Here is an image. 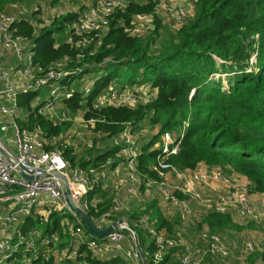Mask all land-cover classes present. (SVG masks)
Here are the masks:
<instances>
[{
    "label": "built area",
    "instance_id": "obj_1",
    "mask_svg": "<svg viewBox=\"0 0 264 264\" xmlns=\"http://www.w3.org/2000/svg\"><path fill=\"white\" fill-rule=\"evenodd\" d=\"M131 1L95 0L85 6L78 21L69 26L67 44L77 51L76 57L65 56L48 66L36 62L32 39L54 22L55 19L42 27L41 20L51 7L14 3L6 10H0V264H15L19 255L24 263H29L39 254L47 262L74 261L81 257V244L87 245L93 257L99 260L120 258L130 264H143L135 233L130 230L127 219L119 216L132 212L127 200L115 195L106 212L100 216L88 215L91 211L99 212L102 199H88V196L96 186L107 189L110 171L112 175H125L120 185L129 197L153 191L159 208L177 211L184 227L175 234H169L164 228L158 229L156 220L146 214L135 223L156 245L153 255L156 263H160L170 250L181 249L177 254L181 264H205L208 260L228 264L234 257L229 244L204 223L210 214L231 215L233 221L238 218L244 224L255 223L264 227V195L251 194L249 181L241 175L230 168L207 165L203 170L181 171L170 163V157L180 151L183 134L178 132H165L152 149L158 151L150 166L156 177L139 171L141 132L136 133L131 123H125L123 130L111 138L112 147L118 149L116 158L121 160L116 168H111L110 162L87 169L72 168L62 155L63 147H70L74 152L81 150L79 144L73 141L77 136V129L73 130L76 124L79 129L95 130L99 120H86V113L108 107H145L157 97V89L147 84L121 87L111 83L86 110L79 109L74 115L63 102L64 97L69 99L71 96H66L63 87L75 84L74 75L82 73L84 68L99 66L87 59L96 55L111 31L112 22L115 21L131 37H146L138 34L142 20L150 22L147 35L155 29L156 19H160L162 25L171 31H176L192 17L191 12L198 0L193 6L191 0H156L151 14L135 15L127 22L121 16L127 12ZM22 22L32 28V37L21 32L18 24ZM110 60L108 58L105 62ZM65 79H69L66 85ZM80 82L87 98L92 97L94 75L85 74ZM28 91L45 92L32 103L29 113L19 103V95ZM32 116L42 118L55 127L64 124H71V127L65 135L50 137L41 124L30 128ZM98 135L101 139L107 137L100 132ZM84 147L92 149L94 143L85 141ZM96 148L103 149L104 146ZM23 173L33 179H27ZM73 205L87 214L97 229L103 231L113 224H117V228L104 237L95 235ZM52 212L69 215L62 225L75 241L74 249L61 250L58 234L44 235L38 229H31L27 235L22 232L21 225L27 218L41 216L48 219ZM197 218L202 226L199 233L202 244L190 247L183 234ZM121 220L124 222L120 223ZM257 250L255 244L246 243L238 259L247 264L248 258ZM79 264L86 263L80 261Z\"/></svg>",
    "mask_w": 264,
    "mask_h": 264
},
{
    "label": "trees",
    "instance_id": "obj_2",
    "mask_svg": "<svg viewBox=\"0 0 264 264\" xmlns=\"http://www.w3.org/2000/svg\"><path fill=\"white\" fill-rule=\"evenodd\" d=\"M62 2L0 0V10H6L14 3L55 8ZM154 6L152 2L139 6L132 0L121 17L130 22L135 15L151 14ZM83 10L55 19L50 27L32 39L37 63L48 66L65 56L76 57L77 51L67 44V39L70 37L69 26L78 21ZM18 25L23 34L32 37V28L26 22ZM108 58L111 60L105 62ZM87 61L99 66L84 68L82 73L74 75V85L63 87L66 96L71 95L69 99L64 97L63 102L73 110V115L79 109L86 110L109 84H117L114 80L124 71L130 72L134 78L124 86L147 84L157 89L158 94L145 107H108L86 113V120H99L94 131L107 134L105 140L110 141V148L98 151L95 143L92 149L78 152L70 147L61 148L72 168L87 169L108 165L109 162L111 168H116L121 160L116 158L118 149L112 147L111 138L123 130L125 123H131L136 133L148 125L159 126L158 133L141 147L139 171L142 174L156 177L150 166L158 151L152 149L165 132H178L183 134L180 151L169 161L181 171L196 170L202 163L209 167L230 168L249 181L251 194H264V0H198L193 17L182 28L176 31L165 29L161 20L156 19L155 29L146 37L128 36L114 21L96 55ZM85 74L95 77L90 98L84 94L83 83L80 82ZM68 82L69 79H65L64 84ZM41 95L45 92L21 93L19 103L29 113L32 103ZM37 123L50 137L64 132L65 125L55 127L32 116L31 126ZM109 196V191L96 186L88 199L100 198L103 203L98 206L99 212L91 211L89 217L100 216L111 207L112 198ZM145 214L156 220L158 229L164 228L169 234L181 229L178 225L181 221L179 215L176 220L166 218L156 201L149 202L144 211L132 208L131 213L119 215L127 219L137 233L147 264H181L176 260L181 249L170 250L160 263L154 261L156 245L141 228L135 226ZM68 217V214L57 212H52L48 219L32 216L21 225V230L25 235L31 229H38L44 235L58 234L59 248L72 250L76 243L62 225ZM204 223L218 234L238 228L231 215L210 214ZM79 254L78 260L65 259L58 263L45 261L41 254L24 263L19 255L15 264H79L80 261L86 264H128L120 258L99 260L93 257L85 244L79 246ZM247 264H264V250L258 249L248 258Z\"/></svg>",
    "mask_w": 264,
    "mask_h": 264
},
{
    "label": "rangeland",
    "instance_id": "obj_3",
    "mask_svg": "<svg viewBox=\"0 0 264 264\" xmlns=\"http://www.w3.org/2000/svg\"><path fill=\"white\" fill-rule=\"evenodd\" d=\"M194 1L196 0H191V5L193 6L195 3ZM94 2V0H63V2L60 4V6L51 8L48 11H46V14L44 18L41 20L42 27H45L49 25L53 19H58L61 16H65L66 14H71L80 11L82 8H85V6L90 5ZM148 2H152L153 4H156V0H137V3L139 6L145 5ZM192 17L194 15V9L191 12ZM140 29H138V34L142 36H147V31L148 27L150 26V22L147 20H142L141 24H139ZM163 28H167V26L162 25ZM48 28V27H46ZM43 29V28H42ZM44 30V29H43ZM33 34V30H32ZM64 34V33H63ZM149 35V34H148ZM61 38H63V35L61 33ZM255 59L253 58V61ZM134 78H132V74L130 72H122L118 79L114 80L115 83L119 84L120 86H124L127 83L133 82ZM71 109V108H70ZM79 111V110H78ZM76 111V113L78 112ZM71 112L73 113V110L71 109ZM30 123L32 124V118ZM30 124V125H31ZM65 126L63 127V134L65 135L69 128L71 127V124H64ZM23 126V124H21ZM33 126V125H32ZM32 126L30 128H32ZM69 127V128H68ZM150 130L154 129L153 127L149 126ZM45 130V128H43ZM77 129V136L74 138V142L76 144H79V148L82 149L81 151H84L86 147H84V142L85 141H90L95 143L96 145H103V149H98V151H105V149L110 148V141L105 140L106 138H99L98 133L93 131V129H79V126L76 124L73 130ZM139 141L142 144V138L141 134L139 135ZM150 138V137H149ZM103 141L102 143H100ZM144 141V140H143ZM100 143V144H99ZM206 165V164H204ZM121 176V177H119ZM112 175V180H118L119 182L124 181L123 179L125 178L124 174L120 175ZM111 180L110 186L107 187L106 190L110 192V196L108 198H112L115 196V194L120 195V188L118 186H113V182ZM114 181V183H118ZM113 194V195H112ZM136 198V207H142L143 205L149 203L150 201H157L156 200V195L155 192L150 191L146 193L145 191L138 193ZM112 198V202H113ZM162 213L165 215L166 218L168 219H177V213L173 209H164ZM199 213V212H198ZM200 219L197 218V220H193L192 223L190 224V227L186 228L185 233L183 234V237H185L188 245L190 247H197L200 246L202 243L200 242L199 239V233L202 228L200 224ZM129 222V221H128ZM233 224L236 225L238 228H230L224 232H219V234L225 239V241L229 244L232 254H233V259L229 261L228 264H242L241 260L238 258L240 257V251L243 248V246L246 243H253L256 245V247L259 249V251L264 250V227L256 225L255 223H250V224H244V222L241 219L235 218L233 221ZM179 227H184L180 223H178ZM253 225V226H252ZM180 228H177V232H180ZM187 233V235H186ZM177 261H180L179 257H176ZM107 261V260H106ZM128 263V262H127ZM130 264V263H128ZM205 264H223L221 261H210L208 260Z\"/></svg>",
    "mask_w": 264,
    "mask_h": 264
},
{
    "label": "crops",
    "instance_id": "obj_4",
    "mask_svg": "<svg viewBox=\"0 0 264 264\" xmlns=\"http://www.w3.org/2000/svg\"><path fill=\"white\" fill-rule=\"evenodd\" d=\"M2 60H5V57H2ZM154 129H152V130H150V128L148 127V128H146V129H143L142 131H141V138L144 140H142V145L144 144V143H147L148 141H151L152 140V138L158 133V131H159V126H156V127H153ZM144 131H147L146 133H142V132H144ZM150 137V138H149ZM206 168V165H204L203 163L202 164H200L198 167H197V169L196 170H203V169H205ZM110 175H111V179H110V181H109V183L106 185L107 187H109L110 186V183H111V180H112V173H111V171H110V173H109ZM114 176V175H113ZM118 176H119V174H118ZM119 177H121V176H119ZM244 178V177H243ZM244 180H247L246 178H244ZM114 181L115 182H117L118 180H112V182H113V186L115 187V186H118V188H120V195L119 194H115V195H118L120 198H122V200H127L129 203H130V205L132 206V208H140V210L141 211H144L145 209H146V206H147V204H145V205H143L142 207H136L137 206V204H136V198L137 197H129L128 195H126V193L124 192V191H122V186L120 185V182L118 181V183H114ZM248 181V180H247ZM175 182L177 183V184H180V182L179 181H176V179H175ZM101 189H102V191H108V190H104L103 189V187H101ZM113 195V194H112ZM260 195H264V194H260ZM150 202H153V201H150ZM156 203H157V201H156ZM158 206V205H157ZM259 208H260V206H259ZM261 208H262V206H261ZM160 210L161 211H163V209H161L160 208ZM176 213H177V211H176ZM164 215V214H163ZM177 215H178V213H177ZM165 216V215H164ZM186 235H187V233H186ZM185 238V237H184ZM186 240V239H185ZM187 242V241H186Z\"/></svg>",
    "mask_w": 264,
    "mask_h": 264
},
{
    "label": "water",
    "instance_id": "obj_5",
    "mask_svg": "<svg viewBox=\"0 0 264 264\" xmlns=\"http://www.w3.org/2000/svg\"><path fill=\"white\" fill-rule=\"evenodd\" d=\"M23 175H24L27 179H29V180L33 179L32 176L26 175L25 173H23ZM67 191H68V193H69V190H67ZM73 207H74V208L78 211V213L82 216V218H83V220H84V222H85L87 228H88L90 231H92L95 235H97V236H99V237H104V236L110 234L111 232H113V231L117 228V224H113V225H111L110 227H108L106 230L101 231V230L97 229V228L93 225V223L91 222V220L89 219V217L87 216V214H85L82 210H80V209H79L78 207H76L75 205H73ZM122 222H124V221L121 220L120 223H122ZM130 230H131L133 233H135L137 247H138V249H139V251H140V253H141V255H142L143 264H147V262H146V257H145V255H144V253H143V250H142V248H141V246H140V244H139V242H138V240H137V238H138L137 233L135 232V230H134L132 227H130Z\"/></svg>",
    "mask_w": 264,
    "mask_h": 264
}]
</instances>
